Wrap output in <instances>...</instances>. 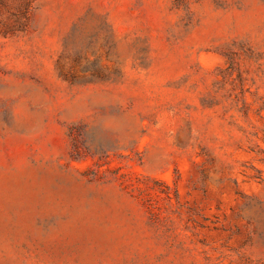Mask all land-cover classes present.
Returning <instances> with one entry per match:
<instances>
[{
    "label": "rangeland",
    "instance_id": "1",
    "mask_svg": "<svg viewBox=\"0 0 264 264\" xmlns=\"http://www.w3.org/2000/svg\"><path fill=\"white\" fill-rule=\"evenodd\" d=\"M0 264H264V0H0Z\"/></svg>",
    "mask_w": 264,
    "mask_h": 264
}]
</instances>
